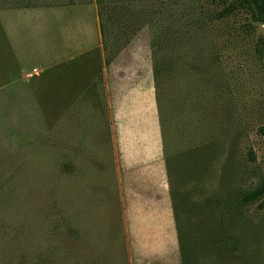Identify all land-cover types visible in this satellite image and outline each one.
Returning <instances> with one entry per match:
<instances>
[{
    "label": "rangeland",
    "instance_id": "1",
    "mask_svg": "<svg viewBox=\"0 0 264 264\" xmlns=\"http://www.w3.org/2000/svg\"><path fill=\"white\" fill-rule=\"evenodd\" d=\"M84 7L95 19L94 0H0ZM147 7L175 20L168 35L153 55L145 26L119 60L152 68L183 264H264V198L240 203L264 161V25L241 0ZM102 104L98 93L90 113L40 128L27 109L0 115V264H131Z\"/></svg>",
    "mask_w": 264,
    "mask_h": 264
},
{
    "label": "crops",
    "instance_id": "2",
    "mask_svg": "<svg viewBox=\"0 0 264 264\" xmlns=\"http://www.w3.org/2000/svg\"><path fill=\"white\" fill-rule=\"evenodd\" d=\"M44 12L0 10V115L27 109L40 128L60 116L90 113L99 93L109 123L108 142L117 158L113 169L129 260L183 264L152 68L143 60H119L124 50L105 66L97 15L94 19L90 7L81 13ZM88 132L83 140L90 139Z\"/></svg>",
    "mask_w": 264,
    "mask_h": 264
},
{
    "label": "trees",
    "instance_id": "3",
    "mask_svg": "<svg viewBox=\"0 0 264 264\" xmlns=\"http://www.w3.org/2000/svg\"><path fill=\"white\" fill-rule=\"evenodd\" d=\"M153 1L94 0L105 66H109L145 26H148L152 30L150 34V46L153 50V55L160 50L162 46L160 40H165L168 35V28L175 20H170L163 15V12H157L156 9L152 11L148 10L147 4ZM241 3L251 10L256 22L264 25V0H241ZM157 70L159 71V69H155V73ZM98 85L99 77H97L96 82L92 85V95H96ZM260 131L264 134V127ZM170 194L172 200V191ZM262 198H264V161L258 185L253 190L246 192L241 197L240 203L242 205H250L260 201ZM172 209L174 219L176 220L173 200ZM187 253H189V256H185L186 260L191 259V254H194L195 251ZM181 258L183 262V256Z\"/></svg>",
    "mask_w": 264,
    "mask_h": 264
},
{
    "label": "built area",
    "instance_id": "4",
    "mask_svg": "<svg viewBox=\"0 0 264 264\" xmlns=\"http://www.w3.org/2000/svg\"><path fill=\"white\" fill-rule=\"evenodd\" d=\"M33 73H35V71H33Z\"/></svg>",
    "mask_w": 264,
    "mask_h": 264
}]
</instances>
